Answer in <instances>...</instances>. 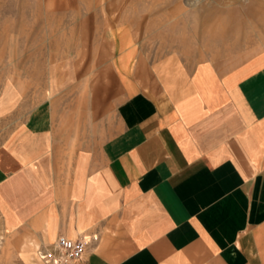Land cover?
Listing matches in <instances>:
<instances>
[{
  "label": "crops",
  "instance_id": "0c3cea01",
  "mask_svg": "<svg viewBox=\"0 0 264 264\" xmlns=\"http://www.w3.org/2000/svg\"><path fill=\"white\" fill-rule=\"evenodd\" d=\"M183 67L123 83L93 146L76 151L72 128L12 132L0 264H44L60 237L88 241L69 264H264V51Z\"/></svg>",
  "mask_w": 264,
  "mask_h": 264
},
{
  "label": "rangeland",
  "instance_id": "374dc122",
  "mask_svg": "<svg viewBox=\"0 0 264 264\" xmlns=\"http://www.w3.org/2000/svg\"><path fill=\"white\" fill-rule=\"evenodd\" d=\"M262 51L264 0H0V145L40 123L82 150L114 132L123 83Z\"/></svg>",
  "mask_w": 264,
  "mask_h": 264
},
{
  "label": "built area",
  "instance_id": "2783aa9c",
  "mask_svg": "<svg viewBox=\"0 0 264 264\" xmlns=\"http://www.w3.org/2000/svg\"><path fill=\"white\" fill-rule=\"evenodd\" d=\"M93 239H96L94 237ZM88 244L87 239H70L60 237L56 242L55 252H46L39 249L38 258L44 264H69L81 258Z\"/></svg>",
  "mask_w": 264,
  "mask_h": 264
}]
</instances>
